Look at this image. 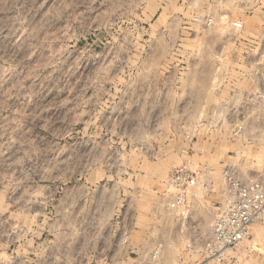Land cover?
<instances>
[{
    "label": "rangeland",
    "instance_id": "obj_1",
    "mask_svg": "<svg viewBox=\"0 0 264 264\" xmlns=\"http://www.w3.org/2000/svg\"><path fill=\"white\" fill-rule=\"evenodd\" d=\"M188 1L0 0V264H264V213L217 261L169 208L174 170L199 169L187 155L225 199L226 168L264 184V13L203 31ZM160 184L156 238L144 195ZM131 211L148 254L115 250Z\"/></svg>",
    "mask_w": 264,
    "mask_h": 264
},
{
    "label": "crops",
    "instance_id": "obj_2",
    "mask_svg": "<svg viewBox=\"0 0 264 264\" xmlns=\"http://www.w3.org/2000/svg\"><path fill=\"white\" fill-rule=\"evenodd\" d=\"M196 3L197 8H195L194 0H189L186 8L192 10L195 9L204 16L212 17L214 21H219L220 19L226 17L230 18L232 16L231 12L237 8L232 5L230 0H196ZM238 10L243 13L238 11L237 14H241L240 17L242 18L243 16L245 19H252L259 12L264 13V9L261 7L255 8L250 12L240 10L239 8ZM201 27L203 31L209 28L204 26ZM211 77L214 79L213 75ZM220 79L222 78L220 77ZM227 79L230 78L228 77ZM189 158L190 157L187 155L186 157H183L182 161L185 163L190 161L192 164L194 161L198 162L199 169L195 172L196 184L197 182L198 184L197 186L195 185L196 187L194 186L191 188L188 192L186 206L182 212L180 221L181 226L184 225V234L186 237L193 241H202L204 238L206 239L211 230L214 218L223 207V203L225 202V188L223 187L220 172L217 168H210L211 164H208V162L211 160L208 157L198 155V159ZM131 193L138 197L140 190L137 187L135 190H132ZM169 193V189L166 185L160 184L145 192L144 195L146 207L149 208L153 214L152 218L157 229L155 232L156 238L163 237L165 233V220H163L162 217H167L168 200L166 196L167 194L170 195ZM134 201L132 200L131 202L132 208H134ZM137 224L138 217L134 212L131 211L126 214L122 223L121 232L117 238H114L113 240V243H115L114 247H116L115 250L119 255H141L143 252L148 254L151 247L156 242L155 237H153L150 232L144 229H138ZM124 235L127 236L126 243H124L125 241H122L121 239ZM89 242L93 244L96 243V247H99L100 245L102 246L103 244L106 251L110 250L111 247L108 246V243H111V240L108 239V237L105 240H90ZM104 243H106L107 246ZM85 249L86 248L84 247L83 250Z\"/></svg>",
    "mask_w": 264,
    "mask_h": 264
},
{
    "label": "built area",
    "instance_id": "obj_3",
    "mask_svg": "<svg viewBox=\"0 0 264 264\" xmlns=\"http://www.w3.org/2000/svg\"><path fill=\"white\" fill-rule=\"evenodd\" d=\"M240 10L252 11L263 6L264 0H230ZM194 21L206 28L213 25L212 17L195 18ZM234 31L243 30L240 19L231 23ZM264 40V26L261 28ZM227 185L225 204L213 220L203 251L211 259L219 261L225 251L234 248L247 239L250 227L264 213V184L260 181H244L232 169L226 168L223 172ZM196 173L186 164L179 165L171 174L168 185L172 190L169 208L173 211L184 210L188 192L196 185ZM125 242L127 236L123 239ZM194 243V241H192ZM196 242V241H195ZM190 246V245H189ZM194 246V244H193ZM161 251V245L154 250L156 258Z\"/></svg>",
    "mask_w": 264,
    "mask_h": 264
}]
</instances>
